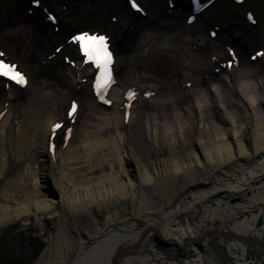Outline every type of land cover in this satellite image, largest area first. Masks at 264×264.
Masks as SVG:
<instances>
[{"label":"bare ground","instance_id":"6f19581e","mask_svg":"<svg viewBox=\"0 0 264 264\" xmlns=\"http://www.w3.org/2000/svg\"><path fill=\"white\" fill-rule=\"evenodd\" d=\"M42 8L39 0L14 7L0 31L26 55L19 60L28 85L52 88L44 103L31 99L20 111L10 89L0 105L10 122L0 131V222L59 217L34 264H264V56L228 70L227 37H207L199 22L177 17L162 15L154 28L141 21L108 103L93 98L88 66L69 69L67 80L97 119L51 152L60 91L28 61L49 25ZM13 133L15 161L6 143ZM10 165L14 179L6 182ZM123 203L128 214L111 210ZM93 206L107 210L104 224L88 240L74 237L63 209L91 214Z\"/></svg>","mask_w":264,"mask_h":264},{"label":"rangeland","instance_id":"374dc122","mask_svg":"<svg viewBox=\"0 0 264 264\" xmlns=\"http://www.w3.org/2000/svg\"><path fill=\"white\" fill-rule=\"evenodd\" d=\"M42 1L44 8H46L45 13H53L60 20L57 24L59 31H56V26L52 24L40 30L36 44L33 45V51L29 53L28 61L32 64H39L41 66V71L38 74L40 79H51L53 87L60 91L58 93L61 111L59 120L65 121L66 111L72 100H77L80 103L77 122L76 124L74 123L75 125L72 128V142L76 131L82 130L85 123L91 126L96 123L97 115H93V110L90 111L85 100L78 95L79 90L72 86L66 78V74L71 69V66L67 61H64V57L67 56L71 60H77V51L72 48H64L59 54L56 48L66 46L69 36L75 32L85 30L104 32L112 37L114 49L118 60H120L126 54L127 44L136 35L132 31L137 24L143 20L147 26L154 28L162 19V15H166L168 12L167 0H139L147 12L146 17L133 13L129 8L127 0ZM22 3L25 4L27 1L13 3L9 0H0V31L2 30V26L7 25L9 21L13 20V7ZM45 13L42 11L41 15L47 18ZM176 15L179 16L182 23L185 22L183 14L176 13ZM200 24L204 26L206 36H210V31L215 30L219 37H227V40L222 42L223 50L229 46L234 48L237 51L240 62L257 63L252 62L250 56L256 50L264 48V0H248L241 6H236L229 0H220L202 17ZM14 41L10 37H2L0 38V48L8 54L10 61H16L20 66L19 59H24L26 55L20 53L19 50H12ZM225 52L227 53L226 50ZM37 84L29 85L25 89L11 87L15 92L13 101L14 111H20L22 105L29 104L31 99L36 102L42 101L43 103L46 101V94L52 88L42 87L39 82ZM81 84L83 86L85 80ZM8 90L9 87L0 81V105L6 100ZM65 91H69V97L64 96L63 92ZM65 122L64 129H67L69 124L67 121ZM1 123L3 124H0V131H3V128L6 129L10 125V122L5 123L4 120ZM14 127L17 130V125ZM63 133L64 130L60 132L56 139V150L63 151L64 149ZM13 134L12 139L6 143L10 157L15 161L16 158L13 157L17 151V133ZM3 168L5 174L4 181L9 182L13 180L16 168L12 167V165L9 168ZM4 185L5 183L2 186ZM30 186L31 184L26 189H30ZM1 202L3 201L1 200ZM14 206L16 207V204L12 205V207ZM130 209V203H123L121 206L116 205L115 208L111 207L112 211H125V214H128L131 211ZM62 215L65 217L68 229L74 237L88 240V231H94L98 224H104L107 210L93 206L91 214H87L64 208ZM58 222L59 217L50 218L48 215H37L36 213L1 221L0 264H34L46 248L51 235L56 231Z\"/></svg>","mask_w":264,"mask_h":264},{"label":"snow or ice","instance_id":"6c2138e0","mask_svg":"<svg viewBox=\"0 0 264 264\" xmlns=\"http://www.w3.org/2000/svg\"><path fill=\"white\" fill-rule=\"evenodd\" d=\"M133 7H137L133 3ZM74 42L79 44V50L83 57L85 58V63H91L97 70L98 76L96 80L97 94L103 97L109 87L113 83L111 65L113 63L112 53L109 50V45L107 43V37L98 36V35H89L88 33H83L74 37ZM264 55V54H258ZM0 56H3V53L0 52ZM0 77H3L9 81H12L18 85H25L26 79L23 73L17 70V66L9 63H5L3 60H0ZM134 93L129 94V99H132ZM108 103V101H105ZM76 106L73 105L72 113L75 112ZM61 125L56 124L52 132L55 134L57 129Z\"/></svg>","mask_w":264,"mask_h":264}]
</instances>
